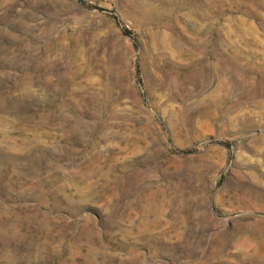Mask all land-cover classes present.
Instances as JSON below:
<instances>
[{
	"label": "rangeland",
	"instance_id": "rangeland-1",
	"mask_svg": "<svg viewBox=\"0 0 264 264\" xmlns=\"http://www.w3.org/2000/svg\"><path fill=\"white\" fill-rule=\"evenodd\" d=\"M0 264H264V0H0Z\"/></svg>",
	"mask_w": 264,
	"mask_h": 264
},
{
	"label": "trees",
	"instance_id": "trees-1",
	"mask_svg": "<svg viewBox=\"0 0 264 264\" xmlns=\"http://www.w3.org/2000/svg\"><path fill=\"white\" fill-rule=\"evenodd\" d=\"M123 34H124L125 36H129V32H128V31H123Z\"/></svg>",
	"mask_w": 264,
	"mask_h": 264
}]
</instances>
